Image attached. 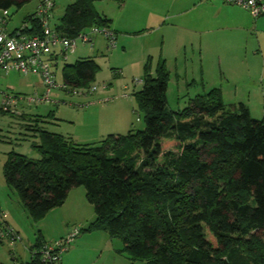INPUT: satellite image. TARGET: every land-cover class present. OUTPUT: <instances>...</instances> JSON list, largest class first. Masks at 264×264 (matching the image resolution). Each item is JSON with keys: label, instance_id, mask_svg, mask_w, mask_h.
<instances>
[{"label": "trees", "instance_id": "trees-1", "mask_svg": "<svg viewBox=\"0 0 264 264\" xmlns=\"http://www.w3.org/2000/svg\"><path fill=\"white\" fill-rule=\"evenodd\" d=\"M29 1L0 0V8ZM94 1L74 0L55 30L75 38L95 25L110 28ZM34 15L23 19L34 23L33 34L42 30ZM99 69L82 58L64 66V82L89 90ZM169 78L165 59L153 68L148 58L136 93L143 130L78 143L36 119L40 142L33 147L41 158L9 152L8 185L35 220L85 186L96 212L89 230L120 238L133 264H264V118L254 119L244 103L226 105L219 87L182 112L170 110ZM45 242L38 238L32 250ZM25 264H41L39 255Z\"/></svg>", "mask_w": 264, "mask_h": 264}, {"label": "rangeland", "instance_id": "rangeland-1", "mask_svg": "<svg viewBox=\"0 0 264 264\" xmlns=\"http://www.w3.org/2000/svg\"><path fill=\"white\" fill-rule=\"evenodd\" d=\"M54 2L49 21L53 28L74 0ZM122 4L119 0L94 1L95 9L109 16L111 26L118 30L115 47L102 34L94 36V46L77 39L75 51H68L66 60L60 58L53 65L57 82L63 84L65 65L92 57L100 68L92 83L97 85L96 91L90 88L74 93L57 87L49 99L41 100L48 94L39 74L12 71L0 75V90L19 97L20 111L13 114L0 109V209L6 211L10 225L21 236V240L12 242L7 233L2 235L5 228L0 221V264H25L38 238L53 242L75 228L83 230L70 245L66 264H133L120 238L106 230H89L96 212L85 186L73 187L62 205L35 220L19 192L8 185L4 165L12 151L41 158L33 147L40 142L36 119L37 126L54 133L87 132L84 121L94 117L99 106L87 110L82 104L107 96L114 100L106 102L108 107L117 103L121 111H127V128L120 134L143 130L145 115L136 100L144 78L142 53L148 57L152 54L154 66L159 54L167 58L170 110L182 112L192 98L219 87L226 105L244 103L254 119L264 118V22L259 17L226 0H125V7ZM38 9L39 0L11 7V28ZM30 97L36 100L29 101ZM104 137L85 142L97 143ZM134 154L141 156L139 149Z\"/></svg>", "mask_w": 264, "mask_h": 264}, {"label": "built area", "instance_id": "built-area-1", "mask_svg": "<svg viewBox=\"0 0 264 264\" xmlns=\"http://www.w3.org/2000/svg\"><path fill=\"white\" fill-rule=\"evenodd\" d=\"M230 3L238 4L246 8L254 17L264 14V0H226ZM54 0H39V9L35 12L34 18H39L42 23L40 33H31V21L22 23L11 28L12 16L9 8H0V75L17 71L23 74H39L47 86V96L53 88H64L74 93H80L82 89H71L65 83L59 84L56 80L54 63H58L60 58L67 59L68 51L74 52L77 47V39L84 43L94 44V35L102 34L108 40L110 46L115 47L117 43L116 34L106 26H92L81 31L77 37L70 38L60 35L55 28L50 26V14L54 8ZM97 85L91 87V91H96ZM18 96L12 92L0 90V109L19 114L17 103ZM35 97H30L29 101H35ZM113 100L107 96L103 102ZM7 213L0 211V221L4 230L1 234L9 236L12 242L21 240L20 234L7 223ZM81 233V229L75 228L65 236L53 241L45 242L40 249L32 250V254H38L41 264H60L62 256L76 237ZM23 264V263H21Z\"/></svg>", "mask_w": 264, "mask_h": 264}, {"label": "crops", "instance_id": "crops-1", "mask_svg": "<svg viewBox=\"0 0 264 264\" xmlns=\"http://www.w3.org/2000/svg\"><path fill=\"white\" fill-rule=\"evenodd\" d=\"M122 5L125 7V4L124 3ZM241 8L243 9L244 7L241 6ZM244 9H246V8H244ZM244 9L242 10L243 12H244ZM103 15L106 18L109 17V16L107 17L106 14H103ZM258 17L260 18L261 21L264 22V14L263 15H260ZM110 28L115 33L118 32V30L115 29V27H113V25L110 26ZM140 32L143 33L144 31H140ZM93 40L95 41V37H94ZM147 43H148V41H147ZM148 44H147V46L150 47ZM93 46H94V44H93ZM147 49H149V48H147ZM92 54L93 53H91V55ZM163 54H164V52H163ZM148 58H151V60H152V67L153 68L156 67V65L158 64V62L161 59H165L166 63L168 62L165 55H164V58H163L162 55L159 54L158 60H157V62L155 64V66H154L152 54H151V56L148 57V56H146V54L142 53L141 59H142L144 65L146 64ZM89 104L88 105H87V103L86 104H82V106L84 107V109H87L88 110L89 107H92L93 105H98L101 109L99 107H97L98 110L97 111H94V113H96L94 115V117L90 118L87 121H84V122H86L84 127L87 128V132L86 131L84 132V131L75 130L74 132L69 133V134H66L65 136L72 137L78 143H88V142H85V141H87V139H89L88 141H90V139H95L96 137H99V138L104 137L106 134H120L121 132H119V131H123V129H125V131H126V128H127V111L126 112L121 111L118 108L119 105L117 103L116 104H113V106L110 105V107H108V105H107L106 102H103L101 100L93 101V102H90ZM102 108H104L103 109V112L100 113L101 110H102ZM125 110H127V109H125ZM122 113H124V114H122ZM0 211L6 212V211H4L2 209H0ZM6 221L10 225L9 220H8V217H7ZM61 237H63V236H61ZM57 239H59V238H57ZM80 243L81 242H79L76 245V247ZM33 246H32V248H33ZM70 252H71V249H68L67 251L64 252L60 264H66V257H67V254H69ZM65 253H66V256H64ZM31 257H32V254H31ZM30 260H31V258H30Z\"/></svg>", "mask_w": 264, "mask_h": 264}]
</instances>
